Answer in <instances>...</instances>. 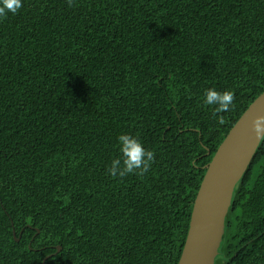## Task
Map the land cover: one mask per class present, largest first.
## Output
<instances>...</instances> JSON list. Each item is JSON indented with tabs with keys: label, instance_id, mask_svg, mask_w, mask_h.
I'll list each match as a JSON object with an SVG mask.
<instances>
[{
	"label": "trees",
	"instance_id": "16d2710c",
	"mask_svg": "<svg viewBox=\"0 0 264 264\" xmlns=\"http://www.w3.org/2000/svg\"><path fill=\"white\" fill-rule=\"evenodd\" d=\"M263 91L264 0H22L0 19V264H177L206 165ZM124 133L154 153L142 176L106 171ZM214 264H264V141Z\"/></svg>",
	"mask_w": 264,
	"mask_h": 264
},
{
	"label": "water",
	"instance_id": "95a60500",
	"mask_svg": "<svg viewBox=\"0 0 264 264\" xmlns=\"http://www.w3.org/2000/svg\"><path fill=\"white\" fill-rule=\"evenodd\" d=\"M257 115H264V91L243 111L207 163L177 264H214L234 188L260 143L251 129ZM60 248L57 245V251Z\"/></svg>",
	"mask_w": 264,
	"mask_h": 264
},
{
	"label": "clouds",
	"instance_id": "9594fccd",
	"mask_svg": "<svg viewBox=\"0 0 264 264\" xmlns=\"http://www.w3.org/2000/svg\"><path fill=\"white\" fill-rule=\"evenodd\" d=\"M21 7L22 0H0V19L6 18L9 14L15 15ZM233 100V93L227 90L208 88L202 94L203 105L211 107L214 114L230 111ZM251 129L258 141H264V115H257L252 119ZM117 150L119 155L111 160L106 169L112 178H122L129 174L142 176L149 171L154 160V153L145 148L138 137L131 134L118 135Z\"/></svg>",
	"mask_w": 264,
	"mask_h": 264
}]
</instances>
